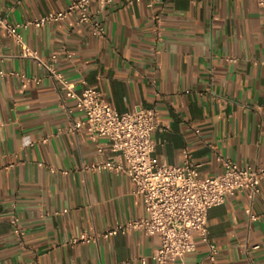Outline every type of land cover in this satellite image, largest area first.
Returning a JSON list of instances; mask_svg holds the SVG:
<instances>
[{
	"label": "crops",
	"instance_id": "obj_1",
	"mask_svg": "<svg viewBox=\"0 0 264 264\" xmlns=\"http://www.w3.org/2000/svg\"><path fill=\"white\" fill-rule=\"evenodd\" d=\"M67 5L0 0L10 24ZM89 12L102 39L67 19L28 27L23 43L44 65L55 55L53 69L75 93L96 90L119 114L154 110L161 130L152 134V157L159 165L180 166L187 151L201 179L222 172L219 157L240 168L264 166V13L256 0H118L93 3ZM0 73V264H153L157 238L100 236L145 216L127 177L84 169L112 159L106 140L67 132L83 114L4 33ZM207 228L215 264H264V179L253 200L241 191L211 209ZM83 233L97 238L69 245ZM195 246L183 264H210L208 245L195 237Z\"/></svg>",
	"mask_w": 264,
	"mask_h": 264
},
{
	"label": "built area",
	"instance_id": "obj_2",
	"mask_svg": "<svg viewBox=\"0 0 264 264\" xmlns=\"http://www.w3.org/2000/svg\"><path fill=\"white\" fill-rule=\"evenodd\" d=\"M116 1L68 0L63 11L49 13L23 24H10L0 10V34L7 35L20 48L21 57L44 67L64 92L65 98L72 101L75 109L83 114V120L74 123L67 132L85 130L93 143L98 139L106 140L112 159L93 163L84 169L123 175L133 184L132 195L140 200L145 216L107 230L100 235L101 238L132 232L155 237L159 240V247L151 256L153 264H183V257L195 251V237H198L208 245L209 263L215 264L216 250L208 243V212L223 205L227 197L241 191L246 192L250 200L257 197L264 179V166L240 168L232 161L219 157L222 172L216 177L201 179L200 166L191 161L187 151L183 153L180 166L159 165L152 157L155 145L151 137L155 131L161 130L154 110L137 108L133 112L119 114L96 90L85 88L80 94L75 93L74 87L53 69L57 61L55 55L50 57L51 65H44L37 54L23 43L20 32L28 27L38 30L67 19H74L77 25L86 27L92 37L102 39L104 29L89 12V7L99 3L103 8ZM256 3L264 13V0H256ZM33 81L39 83L38 79ZM40 142L46 144L47 139H41ZM97 154H102L99 147ZM246 214L251 221L257 220L249 211ZM11 225L14 236L21 238L23 231L17 219H13ZM96 238L83 233L72 239L69 245L88 244Z\"/></svg>",
	"mask_w": 264,
	"mask_h": 264
}]
</instances>
